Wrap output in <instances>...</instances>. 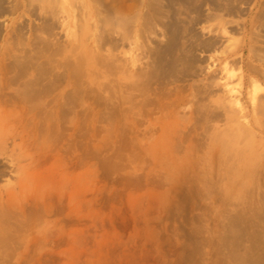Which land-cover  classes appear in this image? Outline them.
Wrapping results in <instances>:
<instances>
[{
	"label": "rangeland",
	"instance_id": "rangeland-1",
	"mask_svg": "<svg viewBox=\"0 0 264 264\" xmlns=\"http://www.w3.org/2000/svg\"><path fill=\"white\" fill-rule=\"evenodd\" d=\"M0 264H264V0H0Z\"/></svg>",
	"mask_w": 264,
	"mask_h": 264
},
{
	"label": "bare ground",
	"instance_id": "bare-ground-1",
	"mask_svg": "<svg viewBox=\"0 0 264 264\" xmlns=\"http://www.w3.org/2000/svg\"><path fill=\"white\" fill-rule=\"evenodd\" d=\"M190 54V53H189ZM191 59V58H190ZM194 59V58H193ZM193 61V60H192ZM252 71H254V72H257L258 70H256V68H250ZM254 82V81H253ZM257 94H258V88L257 87H255V88H253V97H254V100L256 99V96H257Z\"/></svg>",
	"mask_w": 264,
	"mask_h": 264
},
{
	"label": "crops",
	"instance_id": "crops-1",
	"mask_svg": "<svg viewBox=\"0 0 264 264\" xmlns=\"http://www.w3.org/2000/svg\"><path fill=\"white\" fill-rule=\"evenodd\" d=\"M2 23H3V26H5L7 24V20H3Z\"/></svg>",
	"mask_w": 264,
	"mask_h": 264
}]
</instances>
